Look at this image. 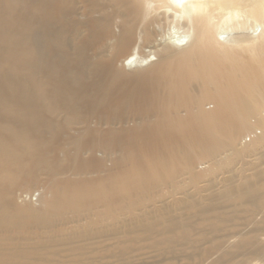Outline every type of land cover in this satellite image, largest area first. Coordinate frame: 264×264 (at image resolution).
Returning <instances> with one entry per match:
<instances>
[{"label":"bare ground","instance_id":"1","mask_svg":"<svg viewBox=\"0 0 264 264\" xmlns=\"http://www.w3.org/2000/svg\"><path fill=\"white\" fill-rule=\"evenodd\" d=\"M238 3L0 0V264H264L263 220L216 207L258 188L176 180L264 141V0ZM238 60L263 63L254 89L211 91Z\"/></svg>","mask_w":264,"mask_h":264},{"label":"rangeland","instance_id":"2","mask_svg":"<svg viewBox=\"0 0 264 264\" xmlns=\"http://www.w3.org/2000/svg\"><path fill=\"white\" fill-rule=\"evenodd\" d=\"M239 2L238 4L241 5L242 9L244 8V5L247 4L250 1L254 0H236ZM248 3V4H249ZM216 21V20H215ZM260 28L257 29L256 33L259 32ZM225 36H220L219 39H224ZM236 52L240 55V57H243L244 54L237 49ZM263 63L261 62H247L244 61H236L234 64L229 63L226 65V72L232 71L234 74L232 76H236L235 80H233L232 85L225 84V80L223 79H214V86L210 85V90L218 89V88H224L225 91L231 93L234 89H236L241 96H247L249 94V91L254 89V84H251L249 86H245L247 83H249L252 80L256 81V77L258 75V71L261 69ZM234 85H238L237 87H234ZM230 88V89H229ZM233 88V89H232ZM211 101H205V104H210ZM263 103L260 104L263 105ZM259 106V107H260ZM207 112V111H206ZM208 113V112H207ZM183 115V113H180ZM259 129L261 130V134L263 132V128L260 125H257ZM259 130L257 129V132ZM253 132H255V129L252 127H248L247 129L237 138V145L239 142H246L248 143L249 140L252 139ZM255 136V135H254ZM254 142V141H253ZM255 146V145H254ZM249 149V148H248ZM248 149L243 153L234 154V156L230 155L232 153H229L226 150L223 151V157L222 161H218L216 163L210 164L208 167L201 168L198 171L203 172L201 175V178L199 179L198 183H190L188 182V179L185 178V176H180L178 174V177H176V180L178 184L182 187L179 188L183 189L186 188L187 190H194V188H197V193L199 194V197L205 198L208 197V195L212 194H219L221 190H223L222 187H219V183H222L223 180L231 179V183L228 185V187L233 188H239L242 186V184H245L247 182L251 185L253 189H259L261 194L263 195V198L261 199V203H256L252 201L251 203H245L244 205L241 204H216V207L218 208V212L221 214H224L226 219L230 220V222L234 224H241V230L242 229H248L251 230L253 228V222L258 220H263L264 222V141L260 143V145L256 146V148L252 147L250 151ZM240 158H243L244 163L241 165L239 163ZM241 174V175H240ZM242 176V177H241ZM89 177V176H87ZM242 179V181L240 180ZM225 185V184H224ZM184 190V189H183ZM170 191L169 189H164V192ZM36 191L31 192V199L32 201H35ZM260 206L263 209V213H259V215L256 214L258 211L256 208ZM229 224V223H228ZM230 225V224H229ZM229 225H225L223 228V232H228L230 230H234L233 227H227ZM201 228V227H197ZM239 231V230H238ZM212 234V235H211ZM211 236H217L219 234H222V232H213L211 233ZM208 246V245H206ZM200 253L201 250H193L189 248L184 249H178L175 250L170 254L171 257L176 259L177 261L179 259L182 260V257H194L195 254ZM139 253L130 254L127 257V260L132 259V255L136 256ZM177 264H185V260L176 261Z\"/></svg>","mask_w":264,"mask_h":264}]
</instances>
